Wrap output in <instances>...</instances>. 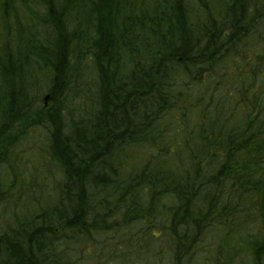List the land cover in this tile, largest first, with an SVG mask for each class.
<instances>
[{
  "label": "trees",
  "instance_id": "obj_1",
  "mask_svg": "<svg viewBox=\"0 0 264 264\" xmlns=\"http://www.w3.org/2000/svg\"><path fill=\"white\" fill-rule=\"evenodd\" d=\"M10 202L0 264H264V0H0Z\"/></svg>",
  "mask_w": 264,
  "mask_h": 264
},
{
  "label": "rangeland",
  "instance_id": "obj_2",
  "mask_svg": "<svg viewBox=\"0 0 264 264\" xmlns=\"http://www.w3.org/2000/svg\"><path fill=\"white\" fill-rule=\"evenodd\" d=\"M43 98V97H42ZM40 100V99H39ZM44 100V103H46L47 104V100H45V99H43ZM33 134H34V132H33ZM37 139L38 140H40L42 143L43 142H45V140L39 135V134H37ZM27 138H28V136L25 138L26 140H27ZM26 140H24V141H26ZM32 142H34V141H32ZM5 169H7V167L5 168ZM5 169H4V171H5ZM47 191V190H46ZM51 193H53L54 194V191L53 190H51ZM92 194H93V191H92ZM46 196H50V195H46ZM51 196H52V194H51ZM22 203V202H21ZM4 207V208H3ZM34 207H36V206H31L30 208H33L34 209ZM0 208H3V210H2V213H1V215L0 216H7L6 215V213L7 214H9V212L12 210V209H14L15 208V204L13 203V202H10L8 205H7V207L6 206H4V205H1V207ZM6 210H8V211H6ZM6 218V217H5ZM200 255H198V257H199ZM96 256L95 257H93L92 258V260H90V263L91 262H93V263H95V260H96ZM96 261H100V259L98 260H96ZM108 264V263H107ZM109 264H111V260L109 261ZM114 264H117V260H115V262H114ZM134 264H139V263H136L135 261H134ZM162 264H165V261H164V263H162ZM167 264V263H166Z\"/></svg>",
  "mask_w": 264,
  "mask_h": 264
}]
</instances>
